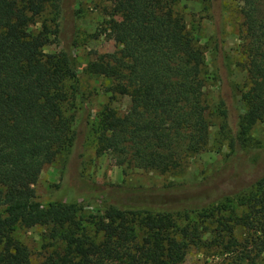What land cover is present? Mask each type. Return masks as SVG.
Instances as JSON below:
<instances>
[{"label": "trees", "instance_id": "obj_1", "mask_svg": "<svg viewBox=\"0 0 264 264\" xmlns=\"http://www.w3.org/2000/svg\"><path fill=\"white\" fill-rule=\"evenodd\" d=\"M238 1L241 99L253 125L264 122V0ZM62 2L0 0V264H32L13 232L33 226L60 243L41 264H183L192 247L225 254L226 264H264V172L235 203L206 199L192 215L113 200L96 218L74 202L36 199L43 165L77 137L64 108V81L76 69L67 52L51 62L43 51L49 30L32 27L49 10L59 35ZM177 2L112 0L107 29L119 48L86 67L108 97L94 128L97 148L123 170L177 168L208 142L199 88L204 54ZM124 96L130 104L120 114L112 102Z\"/></svg>", "mask_w": 264, "mask_h": 264}, {"label": "rangeland", "instance_id": "obj_2", "mask_svg": "<svg viewBox=\"0 0 264 264\" xmlns=\"http://www.w3.org/2000/svg\"><path fill=\"white\" fill-rule=\"evenodd\" d=\"M112 4V0H63L57 36L49 10L32 25L36 30H42L43 25L49 30L43 47L45 56L57 62L67 52L77 72L76 78L67 77L64 81L69 96L65 113L72 118V130L77 132V137L73 145L43 165L33 185L36 199L74 202L81 212L96 218L103 215L113 200L126 205L132 202L180 208L191 215L195 205L206 199L235 203L238 195L247 191L264 172V122L246 124L241 99L246 80V71L240 63L241 3L238 0L177 2L185 29L194 35L204 54L199 88L206 105L204 125L208 142L180 167L164 172L123 170L96 145L94 128L108 97L102 90V80L88 75L86 67L90 62H101L105 54L119 48L107 29ZM129 104L128 96L117 97L112 102L120 114L126 113ZM222 109L226 110V118ZM45 233L39 226L17 227L13 232L29 248L32 264H41L44 255L60 244ZM228 260L229 256L216 250L192 247L183 264H226Z\"/></svg>", "mask_w": 264, "mask_h": 264}]
</instances>
